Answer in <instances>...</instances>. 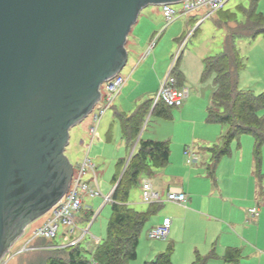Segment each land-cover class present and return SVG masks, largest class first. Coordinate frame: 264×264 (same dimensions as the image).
<instances>
[{
	"label": "water",
	"instance_id": "95a60500",
	"mask_svg": "<svg viewBox=\"0 0 264 264\" xmlns=\"http://www.w3.org/2000/svg\"><path fill=\"white\" fill-rule=\"evenodd\" d=\"M184 0H0V259L66 194L69 130L127 62L146 6Z\"/></svg>",
	"mask_w": 264,
	"mask_h": 264
},
{
	"label": "rangeland",
	"instance_id": "374dc122",
	"mask_svg": "<svg viewBox=\"0 0 264 264\" xmlns=\"http://www.w3.org/2000/svg\"><path fill=\"white\" fill-rule=\"evenodd\" d=\"M250 1L228 0L218 12L219 14L213 17H204L201 13L180 15L178 12L183 3L170 4L169 6L177 13L175 20L170 24L165 22L162 6L149 5L139 12L137 21L127 36L125 46L128 54L127 62L119 73L125 79V86L123 85L124 88H121L112 101L113 109L108 108L104 111L96 124L93 117L98 115V108L101 106L99 103L96 104L84 120L69 130L68 145L64 151V155L73 167L71 188L74 186V181L77 179L83 164L86 163L89 167H85L81 180L89 183V186L97 190L98 194L89 196L80 190L78 191L82 199L83 215H81L83 220L79 219L80 222H77L73 231H71L72 226H59L52 244L35 240L31 241L28 246L25 245L33 228L41 224L48 214L31 223L8 250V254H6L7 264H48L49 260L52 259L65 261L68 246L79 241L80 253L90 259L98 244L91 242V239L101 242L106 236L107 222L110 217V202L104 204L103 199L113 188L111 178L116 172V162L118 159L127 158L130 152V148H125L114 112L128 115L141 100L146 99L152 102L153 93L156 91V88L152 89L154 76L157 77V75L160 76L168 72L170 63L177 53H179L176 60L177 71L183 77V86L189 88L190 93H194L189 94L190 96L182 105L187 106L183 118L194 121L202 120V124H196V127L193 128L192 123L181 122L176 118L165 121V119L163 120L151 112L153 109L151 103L140 129L143 132L141 139L150 138L149 134L151 133H156L158 136H162L161 138L165 137L170 152L172 151L169 166L171 165L172 172L179 174H186V171H180L177 162L179 163V153L183 154L187 147L201 148L205 151L215 144L221 145L222 139L217 137L216 142L204 143V140L210 138L206 135L209 130H212L211 127L221 130L224 132L222 135H224L227 126H211L205 120V114L211 104L215 86L213 83L214 74L204 75L203 60L218 56L222 51L223 29L215 26V20L228 18L237 23H243L245 20L244 13L249 9ZM256 8L264 17V0H258ZM154 39L156 40L155 44L147 53V48ZM234 43L244 65L239 74L238 88L250 91L254 95L264 93V35H258L251 41L237 37ZM104 87L105 83L101 85L103 94L105 93ZM169 109L172 117L179 110L177 107ZM91 127L95 129L94 135L89 133ZM252 147V138L242 135L238 141L231 143L230 154L223 156L218 161L214 177L224 189L230 192L237 191L238 178L233 174L238 171L236 168H243L250 163ZM263 167L264 146L261 149L263 179L260 183L264 193ZM148 178L153 179L154 176L149 177L142 173L139 176L138 184L129 189L128 206L135 211H147L148 204L142 198L140 185L143 179ZM162 197L164 199L165 193ZM159 205L160 208L157 213L149 218L141 231L136 259L128 264H143L165 251L167 244L147 238V231L158 224L150 227L151 223L161 216L160 213L171 203L161 202ZM86 228H88L87 232L82 234ZM199 228L195 226L194 231ZM180 238L183 240L185 237H182L181 234ZM165 240L170 241L171 239L167 237ZM155 246H164L165 249L156 253L153 249ZM57 247L58 250H54Z\"/></svg>",
	"mask_w": 264,
	"mask_h": 264
},
{
	"label": "trees",
	"instance_id": "16d2710c",
	"mask_svg": "<svg viewBox=\"0 0 264 264\" xmlns=\"http://www.w3.org/2000/svg\"><path fill=\"white\" fill-rule=\"evenodd\" d=\"M257 1H250L249 9L244 13L245 20L243 23H237L228 18L215 20V26L223 29L222 51L218 56L205 58L203 66L205 76L211 73L214 74L213 83L215 86L205 120L208 124L227 126V131L221 137V145H214L208 149L212 161L208 169L209 176L212 177L215 183L213 174L218 161L223 156L230 154V145L233 141H238L240 136L247 135L253 141L251 152L253 173L261 192L264 93L254 95L250 91L238 88L239 74L244 65L234 43L237 37L251 41L258 35H264V17L262 13L257 11ZM218 12L210 17L219 14ZM169 73L179 84L181 75L177 71V63L170 69ZM150 107V101H143L128 116L114 112L120 126L121 135L128 146L137 139L144 117ZM169 108L171 107L159 102L151 112L157 117L168 119L171 116ZM169 154L170 148L167 141L138 139L137 149L130 156L125 168V160L118 159L116 162V172L111 178L114 189L110 194V217L107 222L105 239L96 245L90 259L80 253L79 241L68 246L65 261L52 259L49 260L48 264H128L134 261L141 231L149 218L157 213L160 205L159 203H151L148 204L146 212L135 211L127 204L129 189L138 184L139 176L142 173L149 175L152 167H163L168 161ZM81 214L82 209L75 216L76 224L83 220V214ZM46 242L54 243L53 240ZM63 248L66 249V247ZM54 250H58V247ZM171 251L172 248L168 247L164 253L143 264H169ZM238 255L236 250H228L223 260L225 262H235ZM205 262L206 258L198 257L193 264H205Z\"/></svg>",
	"mask_w": 264,
	"mask_h": 264
},
{
	"label": "crops",
	"instance_id": "0c3cea01",
	"mask_svg": "<svg viewBox=\"0 0 264 264\" xmlns=\"http://www.w3.org/2000/svg\"><path fill=\"white\" fill-rule=\"evenodd\" d=\"M166 74L167 72L160 76L157 75V77L154 76L155 80L152 89L156 88L155 93L158 91L160 83ZM182 80L183 77L181 75L179 84L175 81V85L184 87ZM144 101L147 100L144 99ZM183 103L177 107L179 109L178 113L174 117L170 116V118L165 119V121L176 118L181 122L192 123L193 128L196 127V124H202V120L194 121L183 118L187 107L182 106ZM111 108L113 109V106ZM210 125L217 127L216 124ZM211 128L212 130H209L206 135V137L210 138L204 140V143L216 142L217 138L223 136L224 132L215 127L214 129L213 127ZM142 134L143 132L140 131L137 139L130 146L125 143L122 137L125 148H130L128 157L122 158L125 163L136 151L137 141L141 139ZM149 135L150 138L142 140L165 141V137L161 138L162 136L160 137L156 133ZM191 150L195 154L193 161L189 162L188 157L183 152V154L179 153V163L177 162L180 171L184 170L186 174L171 171V165L169 166L171 164V151L168 161L163 167L151 168V173L147 176H154V178L143 179L141 182V195L142 183L143 181H148L152 190L159 195L160 203L167 202L165 197L163 199L162 196L169 189L181 191L186 195L184 204L171 203L160 213L161 216L151 223L150 227L159 223L164 217L170 220L167 237H170L171 240H154L167 244L166 249L164 246H155L153 249H155L156 253H159L171 247L169 264H193L198 257L206 258L205 264H264V193L263 189H261V192L259 191L254 177L252 155L248 165L243 168H236V171H238L233 176L238 178V187L237 191L230 192L219 185L218 180L214 177L215 172L213 174L215 183L212 177L209 176L208 169L212 161L208 149L204 151V149L193 147ZM262 171L264 172V167ZM218 179L221 178L218 177ZM153 180L155 181L153 182ZM113 189L114 186L108 195L112 193ZM251 209L255 210L252 215L250 214ZM188 226H190L189 230H187ZM195 226L200 228L194 231ZM87 230L88 228L82 233L87 232ZM181 234L182 237H185L183 240L180 238ZM91 242L99 243L94 241V239H91ZM228 250H236L238 252L239 255L235 262H225L223 260Z\"/></svg>",
	"mask_w": 264,
	"mask_h": 264
},
{
	"label": "built area",
	"instance_id": "2783aa9c",
	"mask_svg": "<svg viewBox=\"0 0 264 264\" xmlns=\"http://www.w3.org/2000/svg\"><path fill=\"white\" fill-rule=\"evenodd\" d=\"M227 1L228 0H184L181 1L183 4L178 13L180 15L201 13L204 17H210L220 11ZM162 14L167 24L172 23L177 16V13L169 5L162 6ZM155 41V39L151 41L147 48V53L151 51ZM178 56L179 53L176 54L174 60L170 63L169 71L162 79L158 91L152 98L151 103L153 104V107L159 102H163L169 107H179L190 94L189 88L176 86L174 78L169 73L170 69L174 66L176 60L178 59ZM124 83L125 79L118 74L105 82L104 94L100 87V99L96 104L99 103L101 106L98 108V115L93 117L96 124L103 112L112 107V101L120 92ZM94 131V127L89 129V133L92 135H94ZM184 154L188 157L189 162L195 159V154L190 147H187L184 150ZM126 165L127 163H125L124 168ZM86 166L89 167V165L84 163L77 179L74 181V186L71 188V185H69L66 194L46 213L48 215L44 218L43 222L33 228L25 245L28 246L31 241L35 240H54L59 226H72L71 231L76 228L75 216L82 208V199L79 196L78 191L80 190L83 194H87L89 196L98 194L97 190L89 186V183L81 180ZM91 169L93 171L92 167ZM142 198L148 204L160 203L159 195L152 190L148 181H143L142 183ZM165 200L169 203L182 205L186 202V195L181 191L169 189L165 194ZM103 202H111L110 195H107L103 199ZM254 213L255 210L251 209L250 214L252 215ZM169 226L170 220L166 217L162 218L158 224L147 231V238L153 241L165 240L169 233ZM6 254L0 259V264H7Z\"/></svg>",
	"mask_w": 264,
	"mask_h": 264
}]
</instances>
